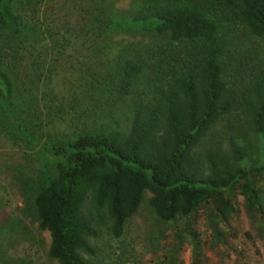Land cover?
<instances>
[{"label": "trees", "instance_id": "1", "mask_svg": "<svg viewBox=\"0 0 264 264\" xmlns=\"http://www.w3.org/2000/svg\"><path fill=\"white\" fill-rule=\"evenodd\" d=\"M51 1L0 0V132L47 260L127 264L172 232L154 264L186 241L205 264L195 228L235 250L238 197L264 258V0Z\"/></svg>", "mask_w": 264, "mask_h": 264}, {"label": "rangeland", "instance_id": "2", "mask_svg": "<svg viewBox=\"0 0 264 264\" xmlns=\"http://www.w3.org/2000/svg\"><path fill=\"white\" fill-rule=\"evenodd\" d=\"M117 6L125 8L127 1L122 0ZM62 15L67 19L66 8H63ZM17 23H19L18 20ZM19 27L21 28L22 25L19 24ZM11 143L7 142L0 132V264H55L46 258L50 242L49 235L46 232L39 234L37 224L23 219L18 210L17 206H22V198L17 189L16 175L12 173L18 174L20 170L24 173L27 170L30 173V166L33 167L34 163L28 155L25 156V151ZM262 188L264 197V181ZM234 205L233 226L237 235L231 241L236 246L235 250L223 246L207 247L209 232L204 233L205 225L203 224L196 226V232L201 234V239L206 244L203 248L205 256L203 262L205 264H264L263 242L258 236L255 220L249 215L242 197H238ZM19 215L20 219H23L24 226H15L16 216L19 217ZM133 230L140 233L152 231L151 224L142 218L136 219ZM28 235L32 241L27 240ZM146 237L143 235L136 240L133 245L135 253L133 254L134 250L131 252L133 260L127 264H154L155 256L168 255L169 248L174 244L173 234L169 232L163 237L158 254H155L150 249L151 246ZM181 251L183 264H190L191 246L188 241L183 243Z\"/></svg>", "mask_w": 264, "mask_h": 264}]
</instances>
